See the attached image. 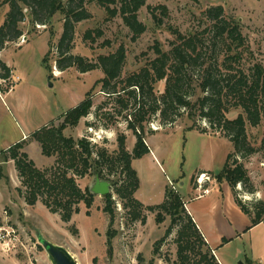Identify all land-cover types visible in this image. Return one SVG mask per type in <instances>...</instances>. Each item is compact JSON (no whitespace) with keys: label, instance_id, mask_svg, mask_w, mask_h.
Masks as SVG:
<instances>
[{"label":"rangeland","instance_id":"374dc122","mask_svg":"<svg viewBox=\"0 0 264 264\" xmlns=\"http://www.w3.org/2000/svg\"><path fill=\"white\" fill-rule=\"evenodd\" d=\"M147 5L166 7L167 15L162 23L151 19ZM216 5H221L228 16L239 22L247 49L244 56L264 66V0H146L145 5L138 10V19L145 24L146 30L134 40L119 15L111 16L92 2L87 5L91 17L75 25L71 53L93 60L123 44L126 49L123 73L134 71L154 57L151 48L154 43L164 50L168 48L173 38L169 27L182 32L191 28L193 30L199 23L202 10ZM6 10L7 5L0 6V24ZM20 28L22 35L15 41L6 42L0 51V60L11 69L8 78L0 76V148L11 145L21 135L32 133L46 123H58L61 116L81 102L88 92L93 103L91 112L81 118L75 127L65 128L64 134L73 138L87 137L92 143L106 147L109 151L121 148L130 151L135 137L127 128L124 118L128 111L118 113L119 105L115 102V96L109 97L100 91L99 84H96L102 77L100 69L82 73L74 67L62 71L56 68V43L62 30L59 13L54 15L50 25L35 26L31 25L26 14ZM91 28L103 30V36L92 46L82 40L84 31ZM103 41H108V44L101 46ZM44 58L45 63L42 62ZM163 86L164 81H158L155 89L160 93ZM199 95L197 91L196 96ZM237 113L230 111L228 116L234 117ZM194 126L198 130L206 129L207 133L199 132ZM262 131V122L256 127L246 126L249 139L258 148ZM119 134L125 135L123 142L117 140ZM143 134L151 153L132 161L139 177V188L134 197L141 203H160L165 185L182 198L181 194L185 195L194 174L197 183L201 174L196 172L200 170L206 172L203 173L205 179L202 188L204 184L218 186L221 183L214 176L221 172L232 144L220 134H212L205 120L185 113L171 125H161L155 118L144 124ZM28 151L39 169L53 165L55 158L42 155L34 140H29ZM262 159L264 149L240 161L247 171L252 170L255 187L264 192V167L256 163ZM0 167V264H51L36 237V231L51 242L64 246L77 264H150L151 261V264H157L158 259L166 264H176L173 232L162 241L157 254L153 253V245L163 236L169 219L158 224L151 212L142 210L145 222H132L111 181L100 179L94 174L75 176L77 185L81 189L88 187L94 199L88 207L81 202L78 212L65 222L58 213L46 208L41 200L33 205L24 201L17 190L20 181L12 160L0 162ZM103 173L110 180L122 178L120 167L105 169ZM102 183L106 184V193L93 191ZM236 188L241 190V185L237 184ZM108 193H111L115 207L111 226L109 216L103 210L104 196ZM239 196L243 200H249L245 199L246 196L250 199L257 197L255 193L244 191ZM246 223L240 222L243 227L241 230L243 232L244 226H249V229H245L247 231L219 252L227 257L230 264H264V224L252 227L249 217ZM110 229L115 233L109 252L106 233ZM237 254L239 258L235 257ZM138 255L142 258L139 259Z\"/></svg>","mask_w":264,"mask_h":264},{"label":"trees","instance_id":"16d2710c","mask_svg":"<svg viewBox=\"0 0 264 264\" xmlns=\"http://www.w3.org/2000/svg\"><path fill=\"white\" fill-rule=\"evenodd\" d=\"M145 1L0 0V6L7 5L0 24V51L6 42L15 41L22 35L20 24L26 14L31 25L35 26L50 25L54 15L59 13L62 30L56 43V68L62 71L74 67L82 73L100 69L102 77L96 84L107 96H115L118 113L128 111L124 118L127 128L135 137L130 151L124 148L109 151L87 137L66 136L65 128L75 127L81 118L91 112L93 103L87 92L85 98L67 110L58 123H46L24 139L0 150V162L13 161L20 181L17 190L27 204L33 205L41 200L46 208L58 213L65 222L78 212L81 202L88 207L94 199L88 187L81 189L77 185L75 176L94 174L100 179L109 180L132 222H145L142 210L151 212L158 224L169 219L163 236L153 245L154 254H157L162 241L173 232L176 264H220L174 189L166 185L162 201L152 205H143L134 197L139 188V177L132 161L149 152L143 134L145 123L157 118L161 125H171L185 113L191 117L197 116L207 122L212 134L218 133L232 144L221 172L214 177L229 184L236 205L249 217L251 226L264 224V200L257 197L243 200L239 196L241 191L248 194L256 192L240 160L264 149V66L244 56L247 49L244 47L245 36L241 26L235 18L225 13L221 5L202 10L199 23L193 30L182 32L169 27L173 38L168 48L164 50L154 43L151 47L154 57L134 71L123 73L126 63L123 44L93 60L71 53L76 23L91 17L88 4L95 2L111 16L119 15L134 40L146 30L145 24L138 19V10L145 5ZM156 10H159L158 13ZM147 11L157 23H162L167 15L164 5H147ZM102 36L101 28H91L84 31L82 40L92 46ZM107 44L108 41H103L101 46ZM42 62L45 63L46 59ZM45 66L51 71L48 65ZM0 70L3 79L9 77L11 69L2 60ZM158 81H164L160 93L155 89ZM197 91L200 93L198 97ZM230 111L238 113L229 117ZM261 122L263 131L258 148L249 139L246 126L256 127ZM194 128L198 130V127ZM198 131L207 133L206 129ZM29 140L39 145L42 155L55 158L51 167L39 169L36 166L24 150ZM117 140L123 142L125 135L119 134ZM117 167H120L122 178L110 180L103 173L105 169ZM196 173L206 172L200 170ZM207 173L213 177L211 172ZM194 176L190 183L193 188L196 187ZM237 184L241 185V190L236 188ZM103 210L109 216L111 226L115 216L111 193L104 196ZM114 233L111 229L106 233L109 252ZM138 258L141 259V255Z\"/></svg>","mask_w":264,"mask_h":264},{"label":"crops","instance_id":"0c3cea01","mask_svg":"<svg viewBox=\"0 0 264 264\" xmlns=\"http://www.w3.org/2000/svg\"><path fill=\"white\" fill-rule=\"evenodd\" d=\"M9 91L10 89L6 90V93ZM30 133L31 132L21 135V137L15 142L21 140L23 137L28 136ZM7 147H2L0 148V150L5 149ZM24 150L31 158L30 153L28 151V144L25 146ZM150 153L151 150L149 149V152L145 155ZM153 158L156 160L155 157ZM256 163L259 166L264 167V159L257 161ZM248 172L252 179V170H249ZM207 185L208 184H206L204 188L208 189V193L200 195L201 189L198 188V183H196L195 188H193L190 184L189 188L186 189L185 195L181 194L184 207L187 212L191 215L193 221L201 231L206 243L211 248L212 253L215 255L217 261L220 264H230V261L227 259V257L222 256L219 251L223 250L226 246L232 244V242L239 238L244 231H247L245 229H249L247 228L248 226H244V228H246L242 232L241 229L243 227L240 224V222H243V224L245 223L244 225H246L248 217L236 205L233 199L231 188L227 182L222 181L220 184H218V186L216 184H213L212 186H210V184L209 186ZM211 193L212 195L209 196ZM255 195L257 196V198H264V192H262L260 188H256ZM245 199L250 198L246 196ZM142 203L150 205V202L146 203L142 201ZM261 224L262 223H259L257 225ZM238 256L239 254H237V256L235 257ZM157 264L166 263H164L161 259H158Z\"/></svg>","mask_w":264,"mask_h":264},{"label":"water","instance_id":"95a60500","mask_svg":"<svg viewBox=\"0 0 264 264\" xmlns=\"http://www.w3.org/2000/svg\"><path fill=\"white\" fill-rule=\"evenodd\" d=\"M101 191V193L107 192L105 183L97 185L93 191ZM36 237L47 253L48 259L51 264H77L71 253L62 245L51 242L43 237L39 231H36Z\"/></svg>","mask_w":264,"mask_h":264},{"label":"built area","instance_id":"2783aa9c","mask_svg":"<svg viewBox=\"0 0 264 264\" xmlns=\"http://www.w3.org/2000/svg\"><path fill=\"white\" fill-rule=\"evenodd\" d=\"M208 178V177H207ZM202 182L203 181H200V177L197 179V183H198V188L201 189L202 188ZM205 193H208V189L207 188H202L201 189V193L200 195H203Z\"/></svg>","mask_w":264,"mask_h":264},{"label":"bare ground","instance_id":"6f19581e","mask_svg":"<svg viewBox=\"0 0 264 264\" xmlns=\"http://www.w3.org/2000/svg\"><path fill=\"white\" fill-rule=\"evenodd\" d=\"M205 179V174L200 175V181H203Z\"/></svg>","mask_w":264,"mask_h":264}]
</instances>
